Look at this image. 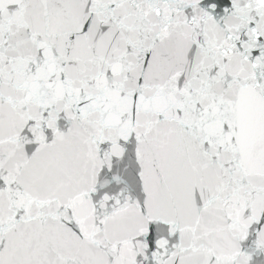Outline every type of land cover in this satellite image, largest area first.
<instances>
[{"label": "snow or ice", "instance_id": "6c2138e0", "mask_svg": "<svg viewBox=\"0 0 264 264\" xmlns=\"http://www.w3.org/2000/svg\"><path fill=\"white\" fill-rule=\"evenodd\" d=\"M0 264H264V0H0Z\"/></svg>", "mask_w": 264, "mask_h": 264}]
</instances>
